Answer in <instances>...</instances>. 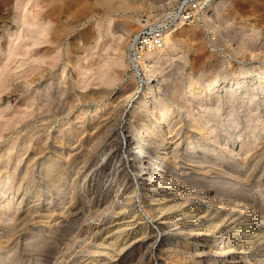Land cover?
<instances>
[{
    "label": "rangeland",
    "instance_id": "1",
    "mask_svg": "<svg viewBox=\"0 0 264 264\" xmlns=\"http://www.w3.org/2000/svg\"><path fill=\"white\" fill-rule=\"evenodd\" d=\"M119 1L112 0V8H106L98 0H0V264H57L64 237L71 242V253L85 255L96 227L114 225L117 221H110L121 208L124 215L140 214L145 219L158 190L149 191L137 182L133 184L136 192L130 193L117 174L119 158L131 161L128 135H137L142 129L140 120L130 121L129 111L143 97L147 79L140 67L135 70L129 64L128 46L143 19L160 20L178 10L192 11L194 20L171 33L174 48L165 60L154 64L150 77L157 99L168 100L169 120L177 119L174 125L163 122V130L173 129L165 136L180 142L175 161L170 158L166 164L172 165L173 160L174 171L183 180L257 202L264 212V83L253 74L264 72V0ZM127 21L135 28L126 31ZM139 73L144 89L137 95ZM250 73L248 90L256 95L239 91L230 101L227 91L220 88L219 101L207 104L190 99L193 103L185 109L193 117L208 115L200 119L207 127L204 136L186 123L189 116L179 102L188 98L178 103L171 99L172 93L186 92L190 86L204 87L218 79L243 78ZM96 107L101 108L92 117ZM242 119L254 126L245 130ZM252 132H256L258 153L252 147L248 154V149L240 148L244 140L239 137L249 134L250 138ZM11 141L17 146L8 157ZM191 143L207 147L191 159L187 155ZM222 148L224 156L219 157ZM33 158L39 165L23 174L25 163ZM41 162L44 168H66L61 181H53L56 175L51 172H40ZM22 194L29 198L18 203ZM128 195L133 196L130 204L123 199ZM33 198L39 201L33 203ZM117 198L119 209L106 218L105 210ZM8 199L13 203L4 211L2 204ZM65 209H69L68 216ZM42 221L49 222V227L36 235ZM139 236L140 232L134 237ZM172 237L179 243L188 240L186 236ZM47 238L50 248L45 246ZM153 240L157 241L148 264H171L168 256L173 252L162 255L165 249H160L165 239L155 234ZM132 255L131 263L140 264L139 250Z\"/></svg>",
    "mask_w": 264,
    "mask_h": 264
},
{
    "label": "bare ground",
    "instance_id": "2",
    "mask_svg": "<svg viewBox=\"0 0 264 264\" xmlns=\"http://www.w3.org/2000/svg\"><path fill=\"white\" fill-rule=\"evenodd\" d=\"M98 1L106 8L111 7V5H113V2H111L112 0H98ZM115 6L117 5L115 4ZM133 26L134 24L132 21L130 22L127 21L124 27L127 29L126 31H129V29L133 28ZM174 39H175L174 36L170 34L165 40V48H161L154 52L145 53L142 57L138 59L137 63L133 64V62L128 56V62L132 66V68L138 70V68L140 67L147 76V79H146L145 89L143 92V97L135 101L133 107L129 111L130 121L132 119L140 120L139 126L142 129L140 130V132H138L137 135L136 134L130 136L128 135L127 146L131 151L129 155L131 161L127 162L123 160V158H119L118 160L116 159L117 167L118 169H120L119 173L117 174L121 176V180L124 181L125 186L128 185L127 186L128 189H131L130 193L136 192V189L133 186V184L137 182L138 183L141 182L143 186L149 189V191L153 189L158 190V192L156 194L154 193V195H152L151 197V201L154 203L150 205V207H148L150 208L148 211L149 213L145 214L146 215L145 219L148 220H145L144 217L140 216V214H135L131 217L128 215H124V211L121 210L122 208L120 209V212L116 213L115 210L119 209V204H120V201L117 198L116 201L113 202L111 201L112 203H110L107 210H105L106 218H109V216H112L113 214L115 215L116 213L118 218L116 216V218L110 222L113 221L114 222L117 221V222L114 225L111 224L108 228L104 227V224H102L100 227L99 226L96 227V232L93 233L94 237L92 238V241L90 242L88 250L85 255L79 252L71 253L70 252V250H72L70 244L71 242L70 240H68V238L64 237L62 248L58 250L59 254H58V261H56L58 262L57 264H132L131 262L133 261V257H134L132 254L136 250H139V252L141 253V259L140 262L138 263L148 264L150 259L149 255L157 241V240H153L155 234L157 235L159 234V236L165 239L162 245H160V249L162 250L165 249L164 250L165 252L162 251L163 252L162 255H164L167 252H173V254L169 253L170 256H168L170 257L171 264H264V212H262V210H260L261 208L258 207L260 206V204H258L257 202H248V200H246L245 198L244 200L240 196L239 197L234 196L233 193L228 194L223 190L216 192L209 191L205 189V187L199 185V183H195V182L193 183L188 180H183L174 171L176 164L174 162L175 160L173 157L175 156L174 151L180 150V142H177L176 140L174 141L169 140L171 137L169 138L167 136H169V134L171 135L170 132H172L173 129L171 131H166L164 128L163 130V122L167 123L166 124L167 126L169 124L174 125V122L177 119L169 120L170 107L168 106L167 103L168 100L166 101L164 98L157 99L158 94L156 95L157 92V90L155 89L156 85H154L150 79V77L154 73V64L159 63L161 59L165 60V58L169 55L170 48L171 49L174 48L175 45ZM25 50L27 51V49ZM253 74L254 76H256L255 77L256 81H258L260 84L264 83V72H256ZM252 76L253 75L250 73L249 75L246 76L244 75L243 78L223 79L221 81H218L219 80L218 79L213 84L205 85L204 87L190 86L186 92H182L183 90L182 91L175 90L176 92H174V94L171 92L172 97L171 96L170 97L171 99H173L172 101L176 103H178L180 99L182 100L183 98H188V100L186 99L184 101L179 102L181 104V107L184 108V110H187V108L185 109V107L189 103L192 104L193 101L202 102V103L203 101H205L206 103L212 100H214L213 102L219 101L220 95L218 90L221 88L225 90L224 93H226L227 91L228 99L230 101H233L234 99L237 98L236 94L239 91H248L249 94H251V96L256 95V92L252 90L251 91L248 90L249 85L251 84L248 83V80L251 79ZM102 77H104L103 74ZM129 97H131V94L128 96V98ZM190 99L193 101H191ZM219 106L220 105H217L216 108H219ZM100 108L97 107L94 108L92 110L93 113L91 116L95 117L98 114V110ZM202 108H205V106ZM186 112H187V116H189V119L187 120L188 122L186 123L192 126L196 131H198L199 135L204 136L207 131V127H205L203 123H201L202 120L200 121V119L206 116L208 118V115L201 113V115L203 114V117L200 116V118H196L193 117L194 115H192L193 114L192 111H191L192 114L188 110ZM220 115L221 113L216 114V116L221 119ZM167 116H168V120L166 119ZM252 118L254 119V117ZM95 122L99 123L98 119H96ZM241 122H244L243 125L245 126V130L246 128L248 129L249 127L254 126L250 123V120L247 119L246 120L242 119ZM205 124H207V119ZM240 126L242 125L240 124ZM256 127L258 126L256 125ZM167 133L169 134L165 136ZM252 133L253 134L250 138L248 136L249 134L247 135L248 137L247 136L244 137L243 135L245 134L240 135L239 137L242 141L244 140V146H240V148L244 147L248 149V154L249 152L252 151L254 146L257 144L256 141L258 140L257 137L254 136L256 132L255 133L252 132ZM252 137H254V140L252 139ZM173 139L175 138L173 137ZM208 139L209 138H207V140ZM14 146L17 145H14L11 141L10 145L8 146L9 151L6 154V156L9 157V155L14 149ZM202 147L206 148L207 145L205 147V145H200V144L192 145L191 143V146L188 147L189 154L187 155L191 159L194 158L195 154L198 153ZM256 150L257 149H255V151ZM224 151L225 149L223 148L219 150V157H222ZM256 153L258 152L256 151ZM240 155L241 154H239L238 152L236 155L237 159L240 157ZM170 158H173L174 161L172 160L171 161L172 165L168 166L166 162L169 161ZM244 163H246V161H243V164ZM43 164L44 163L40 165V172L44 171L45 175L50 174V172L51 174L53 173V175H56L53 181L59 182V178L61 177L60 174L63 172V169L66 168H62L60 167V165L58 166L56 165L52 167L47 165L44 168L42 167ZM38 165H39L38 159L33 158L28 160L25 163V167L23 169L25 170V172H23V174L26 173L27 170L31 171ZM130 175H132L131 180L128 178ZM115 177L117 176H114V178ZM21 179L23 180L24 178ZM113 181H111L110 183H114ZM146 192H148V190H146ZM119 195L117 192L116 196L119 197ZM19 196H18L19 199L18 203H23L25 199L29 198L26 197L24 194ZM33 197H36V195H34ZM123 197H124L123 199L128 203L133 198V196L131 195H128L127 197L125 196ZM38 201H39L38 198L37 199L33 198V203L34 202L37 203ZM71 202H73V200H71ZM12 203H13L12 199H8L7 201H5L2 204L3 210L5 211L9 208L11 209ZM70 206H73V204H71ZM64 214L65 216H68L69 209H65ZM153 220H155L154 225H152L151 223ZM47 223L48 225L50 224L49 222L42 221V224L39 225L40 227L39 232L37 231L36 235L40 234V232L42 233L43 231H47L49 227V226L46 227ZM138 232H140V236L138 238H135L134 236ZM172 235L186 236L188 240L186 243H182V242L179 243L175 241L176 239L174 240L173 237L171 238ZM48 238L45 240V246L47 248H50L51 243ZM28 246L29 244H27V247ZM39 251L42 252V250ZM47 255L48 254H45L44 256Z\"/></svg>",
    "mask_w": 264,
    "mask_h": 264
},
{
    "label": "built area",
    "instance_id": "3",
    "mask_svg": "<svg viewBox=\"0 0 264 264\" xmlns=\"http://www.w3.org/2000/svg\"><path fill=\"white\" fill-rule=\"evenodd\" d=\"M194 20V13L188 10H178L166 14L160 20L146 18L142 20L141 26L136 30L130 39L128 56L134 63L145 53L154 52L164 47L166 38L182 27ZM136 82L139 85L137 95L142 94L144 84L142 75L137 76ZM142 90V91H141Z\"/></svg>",
    "mask_w": 264,
    "mask_h": 264
}]
</instances>
